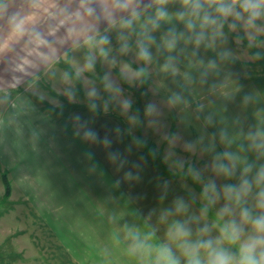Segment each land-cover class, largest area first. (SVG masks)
Returning <instances> with one entry per match:
<instances>
[{"label":"clouds","instance_id":"clouds-1","mask_svg":"<svg viewBox=\"0 0 264 264\" xmlns=\"http://www.w3.org/2000/svg\"><path fill=\"white\" fill-rule=\"evenodd\" d=\"M0 22V148L55 145L28 91L59 72L48 111L89 175L105 174L97 150L117 191L149 161L166 169L146 214L112 218L104 264L117 250L131 264H264V88L235 70L242 54L264 62V0H0ZM73 104L87 115L65 119Z\"/></svg>","mask_w":264,"mask_h":264},{"label":"rangeland","instance_id":"rangeland-1","mask_svg":"<svg viewBox=\"0 0 264 264\" xmlns=\"http://www.w3.org/2000/svg\"><path fill=\"white\" fill-rule=\"evenodd\" d=\"M235 70L243 82L264 88V62L260 68L253 70L247 55L242 54ZM41 81L45 80L40 79L38 86L30 89L28 94L44 98L37 116L41 120H48L45 127L50 135L58 136L53 149L56 147L57 152L65 156L74 152L75 188L64 192L57 190V184H40L41 175H25L21 172L25 168L20 166L17 167L18 174L6 176L7 179L10 178L11 189L5 194L0 174V264H104L109 255V235L117 227L112 218L121 217L119 223L132 221L135 219L133 210L137 207L146 214L156 203L158 191L155 188V178L167 176L166 169L159 161H149L142 173L141 183L122 184L117 191L111 187L117 174L105 163L103 153L97 150V159L105 174L89 175L85 165L76 158L80 157L82 146L78 142H73L72 146L69 143L70 135L63 136L62 142L59 125L64 120L48 111L56 103V94L47 92L46 89H51L45 88L43 83L40 87ZM49 81L56 83L58 79ZM20 90L24 91L23 88ZM134 94L137 103L142 106L139 92ZM71 113L86 116L87 110L81 104L67 106L64 118L67 119ZM118 122L115 115L101 116L97 119L96 127L103 135L106 128ZM52 147H45L42 153ZM29 153L31 152L16 149L5 152L0 148V158L6 157L12 162H23ZM2 167L1 165L0 169ZM55 178L57 179V175ZM42 186L46 189L42 190ZM25 187H28L27 192ZM129 195L141 196L143 199L138 205H131L127 202ZM112 260L113 264H131L119 250L114 253Z\"/></svg>","mask_w":264,"mask_h":264},{"label":"crops","instance_id":"crops-1","mask_svg":"<svg viewBox=\"0 0 264 264\" xmlns=\"http://www.w3.org/2000/svg\"><path fill=\"white\" fill-rule=\"evenodd\" d=\"M20 2L21 0H16L17 6L20 4ZM0 26H2V22H0ZM69 56L78 58L81 56V53L75 52V51L69 52ZM58 67L64 68L65 65L61 61ZM3 68H4V63L0 62V77H3ZM103 71L104 69L98 65L97 73H102ZM47 75H50V76L47 77L43 72L40 73V79L45 80L44 82L42 81L40 82V87L43 83L45 88L51 89V90L46 89L47 92H51V94H56L55 91L52 90L54 82L49 81V80L51 79L59 80L60 73L56 72L54 75L52 73H49ZM61 138L63 142V138H64L63 135L61 136ZM69 139H70L69 143H72V146H73L74 141H72L71 136H69ZM49 151H46L45 153L41 152L39 157H37L36 155L32 153H29L27 154L28 155L27 157H24L23 162L21 161L19 163L15 161L12 162L9 158L6 159V157L0 158V166L1 165L3 166L1 168L2 170L0 169V172H1L0 174L1 175L6 174V176H8V174L16 175L18 174L17 167L20 168V166H22L25 169L22 170L21 172H23V174L25 175L34 174V173L37 175H41L40 182H39L40 184H44L45 182H48V184L59 185L57 190L64 191V192L73 191L75 188L74 184L76 180L75 178L76 173L73 171V169L75 168L74 152H69L68 155L65 156L64 154L58 153L56 147L55 149H53L52 147L51 150ZM76 158L78 160L80 159L79 156ZM21 159L22 158H20V160ZM56 175H57V179L55 178ZM58 176H62V177L60 178ZM8 181H9V184L11 185V181L9 177H8ZM10 189H11V186H10ZM41 189L45 190L46 188L42 186ZM24 190H26L27 192L28 187L27 188L25 187Z\"/></svg>","mask_w":264,"mask_h":264},{"label":"trees","instance_id":"trees-1","mask_svg":"<svg viewBox=\"0 0 264 264\" xmlns=\"http://www.w3.org/2000/svg\"><path fill=\"white\" fill-rule=\"evenodd\" d=\"M2 179H3V184L5 187V194H8L9 190H10V186H9V181L6 178V174H2Z\"/></svg>","mask_w":264,"mask_h":264}]
</instances>
